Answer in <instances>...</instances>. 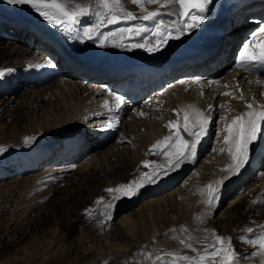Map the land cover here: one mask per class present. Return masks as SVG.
Here are the masks:
<instances>
[{
    "label": "bare ground",
    "instance_id": "1",
    "mask_svg": "<svg viewBox=\"0 0 264 264\" xmlns=\"http://www.w3.org/2000/svg\"><path fill=\"white\" fill-rule=\"evenodd\" d=\"M154 1L144 0L153 7L151 16L140 24L138 23L140 27L136 25L138 28L130 38L122 40L120 45L114 47H95L86 41L85 36L80 38L76 31L77 23L65 18L57 11L54 13L47 11V14L45 12L47 16L39 17L24 15L19 11H9L0 6V96L8 89H12L13 85L18 84L13 88L14 92L19 88L29 87V90L25 92L27 99L22 110L29 108L41 110L38 124L33 126L31 123V128L38 138L36 147L22 151L21 156L15 162L16 167L15 164L11 166L12 161L6 164L0 162L1 175L9 173L11 168L10 173H26L30 169H34L43 156L50 158L54 155V159H57L58 153H60L61 157L58 161L61 159L71 160L88 149H94L95 153L90 155L92 159L90 167L87 168L88 165L83 167L87 173L80 171L79 175H75L76 185L78 179L81 181L80 178L84 173L89 174V178L93 177L96 182L99 181L96 183L97 185L99 183L106 184L109 190L115 182L123 179L132 183L134 180L137 185L138 181L143 182L145 179L142 181L141 178H145L146 173L148 174L153 169L154 157L152 158V156L172 140V134L170 135L169 131L174 130L179 123L177 117L181 112L176 110L177 106L180 108L179 110L191 111L196 109L193 107H200L204 123L201 143L202 147H206L201 148L199 152L203 156L200 165L197 166L198 161L193 155L179 171L181 173L187 168L186 172H188L189 169L197 166L192 173L183 177L178 176V172V174L168 176L164 182L156 180L150 184L149 193H157L164 187L173 185L172 192L182 195L183 199L178 203L175 202L171 199L172 192L170 191L158 199L157 208L154 211L149 209L152 204H155V201L149 202L148 207L145 208V216L141 213L137 214L138 218L127 214L120 216L114 222V228L124 239L136 236L134 231L136 219L146 224L149 229L148 236H150V232L155 235L157 231L162 229V232L165 228L171 232L172 225L179 224V222L190 223V220L187 221L179 215L181 212L190 213L191 207H194L192 202L195 198L192 195H196L197 198H215L214 204L218 205L225 195L232 194L241 187L253 170L259 168V173L264 174V162L257 160L264 149L258 156L255 151L258 136L264 127V0H163L159 4H153ZM172 4L175 5L174 8L171 11H166V7ZM180 9L183 12L177 16L176 13ZM225 10L230 14L233 12L230 22L233 21L232 18L238 19L242 12L248 13L249 16L247 21L240 24V27L244 29L238 26L233 27L234 30L227 27L220 36L221 38L225 35L224 40L218 46L220 38L214 39V36L218 33L217 30L223 27L219 23L224 18ZM87 11L90 10L87 9ZM43 18H45L44 21ZM249 31L252 33H248L247 37ZM211 33L212 35H210ZM11 38L15 39V42L11 41ZM34 40H38L39 45L34 52L38 56L37 59L32 58L31 46ZM236 45L239 49L237 51L238 61L231 66L230 53L237 47ZM67 46L78 53L88 54L91 57H114L131 63L136 62L139 68L143 66L142 63H147L153 68L147 70L144 78H138L133 88H129V82L126 81V84L124 83L122 86L125 91L119 93L118 90L122 87L117 83L111 86L107 77L95 69L88 72V70H81V66L76 69L63 67L62 61L65 56L63 50ZM208 50L211 51L209 55L206 54ZM3 60L6 62L3 63ZM208 60L212 61V66ZM215 60L217 61L215 62ZM176 61H180L179 67L174 64ZM219 68H225L224 72L227 73L221 72L222 75L216 76ZM170 72L171 75H167ZM57 73L62 76L60 77L61 82L56 81V86H54L53 79ZM175 74L178 77L173 80V85L171 84L173 81L170 82L172 92L169 95L173 97L175 108L168 109L169 117L164 116L166 125L172 122L173 127H169V130L165 129L167 131L165 134L159 130L153 132V127H150L147 132L139 133L136 130L134 135L129 136L132 144L135 140L138 142L139 136L141 137L143 144L135 147L133 155H137L139 158L146 156L147 159V162L140 164L136 171L131 172L134 163L132 155L126 150L127 146L122 147L119 153L103 152L102 148L113 136L118 118L128 113L129 105L134 107L133 105H136L135 103L139 99L148 97L151 91L161 85L158 83L159 81L161 82L163 78L170 79ZM166 75L167 77H165ZM74 78L81 79L84 84L81 85V81H75ZM51 81L54 84H50ZM36 86L41 87L35 88ZM65 87L67 88L65 89ZM103 88L107 89V95L105 101L98 105V100L91 96L94 94V90L101 92ZM225 89L232 92L239 103L231 107L229 106L231 103L225 104V109L232 112L239 109L237 123L240 125V129L234 131L227 123L230 119L225 122L226 120L221 118L216 128V138L219 143H223V146L219 144L217 147L219 150H223L220 153L216 152L217 149L210 152L207 150L210 135L207 137V134L212 131L210 127L213 122L211 103L216 101ZM67 91H69V102L64 100L62 110L53 109L51 105L54 101L50 100L47 106L40 108V105L47 100L48 95L64 96ZM157 97H153L151 103L147 102L148 106L142 107V112L136 109V114L143 118L140 122L141 125H147L145 121L149 119V113H153V107L158 105L156 102L162 101ZM71 98L76 103L70 104ZM224 100L226 102L223 96L219 102ZM0 106L4 110L1 112L0 109V116L6 112L9 113V116L11 113L9 102L6 104L0 102ZM56 106L59 109L62 108L59 104ZM200 111L197 112L200 113ZM80 125L88 127L95 125L96 128L103 129L101 132H104L102 135L104 138H97L93 135L91 142L86 139L87 141L83 143V140L77 137V129ZM123 126L127 132L126 125ZM71 128L73 129L71 130ZM131 128L129 132L133 133L136 127L132 125ZM3 133L4 124H1L0 137ZM157 141L159 142L157 143ZM151 144L152 147H150ZM244 144L246 148L243 147ZM44 151L48 152L44 153ZM224 152L230 157L236 155L237 159H240L241 156L240 163L234 168L231 166L227 173L226 163L224 164L222 161ZM42 153L44 155L40 157ZM115 164L117 165L114 167L115 171L113 172L115 173L112 174V166ZM96 165L99 167L96 168ZM179 179L182 182L180 180L177 183ZM219 180L224 181L221 186H218ZM263 180L262 176L259 181ZM175 183H177L176 186H174ZM211 183H214L213 187ZM222 195L224 196L222 197ZM235 198H238L237 202L232 204ZM230 203L226 207L219 208V215L214 219L211 218V215L216 207L210 210L201 224L204 230L203 235L213 236L220 244H229L236 256H241L243 262L252 259L250 264H264V254H258L256 251L257 243L261 240L264 241V182L260 185L252 184L251 188L246 191L237 192L230 198ZM235 233L246 236V243L235 240Z\"/></svg>",
    "mask_w": 264,
    "mask_h": 264
},
{
    "label": "rangeland",
    "instance_id": "2",
    "mask_svg": "<svg viewBox=\"0 0 264 264\" xmlns=\"http://www.w3.org/2000/svg\"><path fill=\"white\" fill-rule=\"evenodd\" d=\"M162 1L155 0L153 4H159ZM0 6L9 11H19L24 15L29 14V16L39 17L46 15L47 11H51V13L57 11L65 18L77 23V34L80 38L85 36L86 41L95 47L120 45L122 40L130 38L136 32L137 28L140 27L138 23L140 24L151 16L153 10L152 5L144 2V0H0ZM174 6V4L169 5L165 10L171 11ZM87 9L90 11H87ZM182 12V9L178 10L177 16H180ZM247 14L242 12V16L240 15L238 19L232 18L233 21L230 22L233 12L230 14L225 10L223 13L224 18L221 19L219 25L225 26L228 23L229 26H226L228 29L236 26L240 27L241 23L247 21L249 16ZM44 20L45 18H43ZM248 33L251 34L252 32H247V37ZM222 34L223 31L220 30L218 39ZM224 37L225 35L219 39L218 46L222 44ZM11 41L15 42V39L11 38ZM113 42L115 43L112 44ZM238 46L233 50L231 49V66L238 61ZM38 47V40H34L31 46V50H33L32 58L37 59L38 56L34 52ZM5 62L6 60H3V63ZM224 71H226L225 68H219L216 76L218 74L222 75L221 72ZM167 75H171V72ZM60 77L62 76L57 73L53 79L55 84L53 81L50 84L53 83L56 86V81L61 82ZM177 77L178 75L175 74L170 79L163 78L161 82H158L161 85L150 92L151 95L149 94L148 97L142 100L139 99L140 101L138 100L135 103L136 105H133L134 107L129 105L128 113L118 118L116 127L114 126L113 136L103 146L104 151H101L119 153L122 147L127 146L126 150L132 155L134 163L131 172L136 171L140 164L147 162L146 156L139 158L137 155H133L135 147L143 144L141 137L139 136L140 140L138 139V142L135 140L132 144L129 136L134 135L136 130L139 133L142 131L147 132L150 127H153V132L159 130L162 134H165L166 130L173 127L171 119V123L166 125L164 116L169 117L167 111L175 108L173 97L169 95L172 92L173 80ZM66 78H69V76H66ZM74 79L75 81H81V85L84 84L81 79ZM171 81H173L172 85L170 84ZM14 86L12 87L14 88ZM39 87L41 86L35 88ZM13 88L3 92L0 96V102H3V104L9 102L11 109L9 116L7 112V115L5 113L0 116V125L4 124V133L0 137V162L6 164L12 161L11 166L15 164L16 167L15 162L21 156L22 151L34 147L37 143L38 138L31 128V123L33 126L38 124L41 110L38 111L33 108L22 110V106L27 99V93L25 94V92L29 90V87L19 88L15 92ZM106 91V88H103L101 92L94 90L91 97L97 99V104H100L105 101ZM155 96H158L157 99L161 98L162 101L156 102L158 105L153 107V113H149L148 118L150 120L145 119L147 125H141L140 122L143 118L136 113L137 111L142 112V107H147L148 103L153 101L152 98H156ZM223 96L226 102L225 100L219 102ZM233 97V93L225 89L216 101L211 103L212 108L210 109L211 112L213 111V122L210 127L212 131L207 134V137L210 135L207 144L209 146L207 150L210 152L217 149L216 152L220 153L223 150H219V147H217L219 144L223 146V143H219L216 138V128L221 118L226 120L225 122L229 119L232 123L235 121L233 124L230 120L227 122L234 131L240 129V125L237 123L239 121V112H237L239 109L235 112L225 109V104L229 105L231 103L230 107L239 104L236 98ZM71 99L70 104H73L75 101L73 98ZM49 100L54 101L53 104L51 103L53 109H56V111L62 110L64 100H69V91L64 96L59 94L48 95L47 100L40 105V108L41 106H47ZM56 104H59L62 108L59 109ZM194 108L196 109L192 111L183 110L182 108V110H179L180 108L177 106L176 110L178 109L182 113L180 112L177 117L179 123L175 129L169 131L170 135L172 134V140L152 156V158L154 157V167L151 172L146 173L145 178H141L142 181L145 179L144 183L138 181L139 183L136 185L134 180L133 183L125 179L118 180L110 187V190L102 182V184L97 185L96 183L99 181L96 182L93 177L89 178V174L87 175V171L83 168L84 165H88L87 168L90 167L92 160L90 155L95 153L94 149L86 150L75 159H61V161H58L61 157L60 153H58L57 159H54V155L50 158L49 156L44 157L43 155L46 152L44 151L40 155V157H43L34 169L21 174L10 173L11 168L9 173L4 175L0 173V264H250L252 259L243 262L241 256L237 257L229 244H220L213 236H204L201 224L212 208L215 209L216 207L211 215V218L214 219L219 215V208L231 204L230 198L236 195L237 192L246 191L251 188L252 184H263L264 180L262 182L259 180L262 176L264 178V174L259 173V168L253 170L246 177L247 179L241 187L237 188L232 194L222 195L224 197H221L222 200L218 205L214 204L215 198L204 197V200L202 197L197 198L196 195H192L195 198L192 202L194 207L190 206V213L181 212L179 215L187 221L190 220V223L179 222V224L172 225L171 232L168 228H165L162 232V229L157 231L155 235L150 232V236H148L149 229L146 224L136 218V225L134 226L136 236L134 238L124 239L114 228V222L120 216L127 214L131 217H137L140 213L145 216V208L148 207L149 202L155 201V204H152L151 208L149 207L150 211H154L157 208L158 199L162 195L172 192L173 185H170L171 187H164L157 193H149L150 184L154 181L164 182L168 176L178 174L193 155L198 161L197 166L200 165L203 156L199 152L201 148H206L202 147L201 143L204 123L200 107ZM0 109L1 112L4 111L2 106H0ZM197 111H200V113ZM237 116L238 118H236ZM104 121L106 122L107 119ZM135 123L137 124L135 125ZM124 124L126 130H128L127 132L123 126ZM132 125L136 127L134 132L132 131L133 133L129 132ZM93 134L96 137V133ZM92 136L86 139L91 142L93 140ZM158 138L157 140H159ZM59 145L61 144L59 143ZM150 147H152V144ZM243 147L246 148L245 144ZM227 155L229 154L224 152L222 158L224 164L226 163V173L231 166L234 168L240 163L241 159V156L240 159H237L236 155H231V157L229 155L228 158ZM263 156L264 152L259 155L257 160L264 162ZM228 160L230 163H228ZM115 166L117 165L112 166V172L115 171ZM98 167L96 165V168ZM196 167L189 169L188 172H186V168L181 173L179 172L178 176H187ZM80 171L86 173L82 174L81 181L78 179L76 185L75 175H79ZM184 171L186 173H182ZM180 180H177V183ZM223 183V180H219L218 186ZM212 184L214 185V183H211L213 187ZM7 188L8 190L5 191ZM171 195V199L177 203L183 199L182 195H178V193L172 192ZM237 199L235 198L232 204H235ZM160 201L162 202V199ZM65 212L67 213L63 214ZM234 238L244 243L247 241V237L241 233H235ZM262 241L257 243L256 251L258 254H264V246H262L264 241Z\"/></svg>",
    "mask_w": 264,
    "mask_h": 264
}]
</instances>
